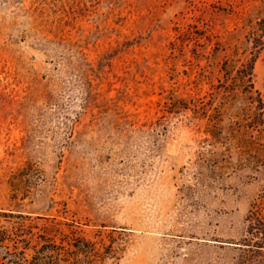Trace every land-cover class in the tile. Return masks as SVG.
<instances>
[{"label":"rangeland","instance_id":"374dc122","mask_svg":"<svg viewBox=\"0 0 264 264\" xmlns=\"http://www.w3.org/2000/svg\"><path fill=\"white\" fill-rule=\"evenodd\" d=\"M263 13L264 0H0V212L76 220L96 242L125 229L119 264H231L264 158L214 140L202 112L223 101L224 53L195 57L178 37L199 25L236 43ZM255 73L264 98V56ZM28 163L39 172L15 199Z\"/></svg>","mask_w":264,"mask_h":264},{"label":"trees","instance_id":"16d2710c","mask_svg":"<svg viewBox=\"0 0 264 264\" xmlns=\"http://www.w3.org/2000/svg\"><path fill=\"white\" fill-rule=\"evenodd\" d=\"M178 38L182 45L195 43L192 49L195 57L205 45L211 47L214 58L224 53L218 62L222 77L213 86L222 93L223 101L217 106L204 104L202 112L203 118L208 116L214 140L237 148L240 158H264V98L255 81L256 64L264 56V13L250 23L244 38L236 43L209 34L199 25H190ZM176 107L189 108L181 102ZM226 115L229 123L224 125ZM224 129H227L225 136ZM38 172L34 164L28 163L13 176L15 199L21 193V199L29 197L22 185ZM0 217L9 224L0 227V264H106L107 261L119 264L127 248L125 229L112 230L109 242L104 239L96 242L80 233L76 220L33 218L13 210L0 212ZM116 232L121 237L117 238ZM234 243L236 255L231 264H264V190L252 202L243 235Z\"/></svg>","mask_w":264,"mask_h":264}]
</instances>
